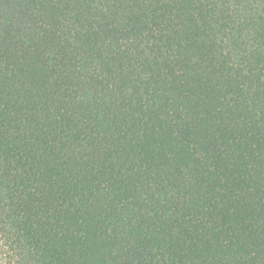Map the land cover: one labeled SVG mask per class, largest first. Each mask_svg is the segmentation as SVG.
<instances>
[{"label":"trees","instance_id":"trees-1","mask_svg":"<svg viewBox=\"0 0 264 264\" xmlns=\"http://www.w3.org/2000/svg\"><path fill=\"white\" fill-rule=\"evenodd\" d=\"M0 264H264V0H0Z\"/></svg>","mask_w":264,"mask_h":264}]
</instances>
